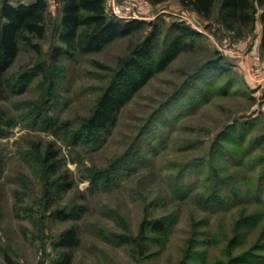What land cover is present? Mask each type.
<instances>
[{
    "label": "rangeland",
    "instance_id": "rangeland-1",
    "mask_svg": "<svg viewBox=\"0 0 264 264\" xmlns=\"http://www.w3.org/2000/svg\"><path fill=\"white\" fill-rule=\"evenodd\" d=\"M148 1L151 20L145 28L116 40L100 53L75 54L52 62L53 48L63 45L58 28L61 2L53 0L47 37L41 41L42 55L22 46L9 74L17 75L43 61L54 74L56 86L43 97L39 78L23 96L0 100V108L17 120L0 137V264H52L63 253L57 244L61 234L72 226L77 227L79 240L70 250V264H182L189 240L196 238L201 243L223 239L220 246L204 244L199 251L206 252L211 264H231L229 239L242 223L251 222L255 229L246 238L244 249L264 239V206L255 198L259 189L264 191V144L261 148L254 145L264 136V55L258 46L261 25L244 30L239 37L222 27L219 9L205 19L179 0L156 5ZM178 22L200 32L195 48L154 76L97 143L72 146L26 120V103L42 107L41 102H47L60 121L78 129L122 61L130 58L155 26L160 31V54L178 34L174 29ZM246 57H252L254 63H247ZM97 62L108 68L100 69ZM254 64L260 69L261 84L253 83L250 66ZM50 142L58 148L61 171H67L74 181L68 191L56 192L54 186L46 185L47 178L34 159L38 155H32L35 146L44 149ZM99 171L111 173L113 178L108 185L92 187L91 175ZM214 172L231 185L237 183L242 196L229 209L215 212L200 201L208 197L205 182ZM182 174L187 176L185 182ZM197 180L200 186L189 197L176 192L177 186ZM74 206L85 209L78 219L55 217L53 211ZM161 217H170L172 222L163 245L154 242L142 252L115 237H138L145 220ZM243 251L237 247L232 252L240 255ZM259 261V257L252 260Z\"/></svg>",
    "mask_w": 264,
    "mask_h": 264
},
{
    "label": "trees",
    "instance_id": "trees-1",
    "mask_svg": "<svg viewBox=\"0 0 264 264\" xmlns=\"http://www.w3.org/2000/svg\"><path fill=\"white\" fill-rule=\"evenodd\" d=\"M167 0H151L156 5ZM180 3L205 19H210L215 10L219 9L220 24L228 31L239 37H243L244 30H254L258 23L261 25V41L259 51L264 55V0H179ZM53 0H35L31 4L18 2L13 4L10 0H2L0 3V100L9 96H23L31 87L32 83L42 78V88L45 95L56 86V78L45 62H38L31 68H25L19 74H9L19 57L22 46L32 49L38 55H42L43 41L48 33V17L51 13ZM61 18L59 23V41L63 44L53 48L51 61L57 62L62 57L72 58L75 54L90 55L100 53L116 40L127 37L147 26L143 20L123 21L112 16L107 8V0H60ZM219 5V6H218ZM219 7V8H218ZM174 29L178 34L172 39L162 52L158 54V39L160 37L159 27L155 26L151 35L133 51L127 61H122L118 70L113 71V76L102 94L97 98L91 115L84 120L78 129H73L68 121H60L54 115L53 109L41 102L42 107L33 103H26L27 114L25 115L33 127L49 132L57 139H62L69 145L95 144L108 134L117 123L121 110L134 98V96L157 74L163 72L175 61L180 54L195 48L196 38L200 32L193 26L185 23H175ZM100 69L108 67L97 62ZM211 68L217 70L220 67ZM209 66V67H210ZM222 70V69H220ZM225 71V70H224ZM44 80V81H43ZM49 84L48 88L46 87ZM17 125V120L9 116L8 112L0 108V137L8 133L5 127ZM264 144V136L254 145L261 148ZM32 155L39 163L42 172L47 178L46 185L54 186L56 192L72 189L74 181L71 180L67 171H61L62 160L58 148L53 142L48 143L44 149L35 146ZM226 156V154H225ZM229 156V155H227ZM115 171H113L114 174ZM235 177V176H234ZM231 177L229 179H232ZM92 187L100 184H110L111 173L99 171L98 175H91ZM239 182H243L237 176ZM236 178V180H237ZM50 179L52 181L50 182ZM181 179H187L182 174ZM228 179V181H229ZM238 181V180H237ZM200 182L177 186L176 192L183 197H189L192 192L199 188ZM205 196L201 204L208 210L229 209L236 201L241 200L239 186L231 185L223 181L218 173L214 172L207 178ZM259 189L255 195L256 200L264 206V191ZM209 194V195H208ZM204 197V195L202 196ZM83 206L74 208L57 209L55 217L61 220L78 219ZM246 222L240 225L235 235L229 239V250L227 256L231 264H264V239L257 240L249 250L244 249L249 235L255 232L253 223ZM170 217L153 218L145 220L141 226L138 237L131 235H117L115 237L128 246H133L138 251L146 252L151 248V243L164 244L171 230ZM245 228H244V227ZM251 230V231H250ZM262 236V235H261ZM264 236V233H263ZM264 238V237H263ZM79 235L76 226L64 231L57 244L63 249V253L52 264H70V250L78 243ZM223 239H216L201 243L196 239L189 240V248L182 264H211L208 262L206 252L199 251L200 246H220ZM231 243V244H230ZM233 243V245H232ZM239 247L245 251L235 255L232 251ZM253 250V251H252ZM255 250L262 252L256 255ZM259 257V263L252 260ZM214 264V262H212ZM215 264H218L215 263Z\"/></svg>",
    "mask_w": 264,
    "mask_h": 264
},
{
    "label": "built area",
    "instance_id": "built-area-1",
    "mask_svg": "<svg viewBox=\"0 0 264 264\" xmlns=\"http://www.w3.org/2000/svg\"><path fill=\"white\" fill-rule=\"evenodd\" d=\"M107 8L112 16L126 22L134 20H151L148 15L151 9V3L148 0H107ZM255 67L258 66L256 64L250 66L251 77L256 82H263L259 74L260 69H256Z\"/></svg>",
    "mask_w": 264,
    "mask_h": 264
},
{
    "label": "crops",
    "instance_id": "crops-1",
    "mask_svg": "<svg viewBox=\"0 0 264 264\" xmlns=\"http://www.w3.org/2000/svg\"><path fill=\"white\" fill-rule=\"evenodd\" d=\"M1 1L2 0H0V3H1ZM30 1H35V0H30ZM260 41H261V36H260V38L258 39V46H259V44H260ZM252 54H256V52H253ZM252 54L250 55V56H252ZM249 56V57H250ZM246 60H247V63H249L250 61H252L253 63H254V60H252V57L251 58H248V57H246ZM243 64H245V62H243ZM246 66V65H245ZM264 74V73H263ZM253 83H255L256 84V81H253ZM260 84H261V82H260Z\"/></svg>",
    "mask_w": 264,
    "mask_h": 264
}]
</instances>
